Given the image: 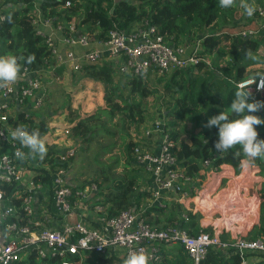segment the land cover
<instances>
[{"label": "trees", "instance_id": "obj_1", "mask_svg": "<svg viewBox=\"0 0 264 264\" xmlns=\"http://www.w3.org/2000/svg\"><path fill=\"white\" fill-rule=\"evenodd\" d=\"M256 1L259 4L258 0ZM247 2L251 4V0ZM4 5H9V9H3L5 21L0 23V55H15L26 59L28 55L35 54V62L31 65L26 64L25 60H19V63L41 72L55 66V60L44 40L34 34L31 17L35 10H38L43 18L51 19L53 24L62 27L60 37L68 36L69 25L73 24L76 31L87 33L92 43H95L105 40L113 25L128 31L134 25L147 20L166 41L192 46L199 41L196 57L202 61L191 65L186 71H173L164 81V91L169 97L164 102L165 108L172 104V108L166 111L170 121H165L164 129L174 143L172 152L181 172L191 180L195 178L201 163L206 159L211 160V167L216 169L223 164L240 166V161L245 157L242 153L240 156L233 155L239 146L229 152H217L213 145L218 140V129L202 127L210 116L228 111L237 90L236 83L264 75V30L254 38L243 39L236 35V32L252 28L256 16L254 12L251 17L246 16L243 21H237L236 17L241 9L240 0L228 9L220 8L219 0H0V9ZM245 50H250L256 59L247 57ZM97 74H101L104 84V108L79 117L68 107V122L71 123L69 131L76 145L77 155L86 153L93 143L95 146H103L106 142L108 143L104 146H124L127 159L120 165L123 177L112 179L108 174H103L101 178L94 180L96 195L99 194L107 206L106 218H112L124 209L138 210L142 204L141 199L150 198L149 191L139 192L141 170L134 167L131 157L134 143L130 130L137 129L144 121L142 101L153 92L147 88V77L123 75L121 80H113L104 68L95 64L84 65L80 70L70 73L74 81L82 78L92 79ZM252 98L264 102V90ZM254 114L264 118V110ZM116 115L119 123L115 120ZM230 118L236 117L230 115ZM47 121L36 111H32L26 118L19 112L15 119H10L9 125L13 129L19 126L29 132L38 131L43 138L49 129ZM184 121L195 123L194 127H198L199 132L193 134L186 131L185 127L180 128L179 122ZM257 131L259 138L264 139V126H258ZM185 135L187 138L182 140ZM112 139L116 142H110ZM9 149L7 144L0 142V154ZM50 153L47 151L46 155ZM29 157L33 163L39 160L38 156L32 157L30 153ZM260 160L256 159L253 165L258 164ZM68 163L65 164L67 168ZM114 168L115 160L107 166L108 170ZM258 172L251 167L235 169L224 166L222 169L224 176H240L238 181L246 184V194L252 195L254 200L259 179L257 185L252 183V179ZM262 175L264 177V171ZM243 176L246 179H243ZM35 180L48 182L45 175L40 178L39 174ZM246 180L249 181L245 182ZM82 186L84 185L79 187ZM259 194V221L256 230L247 234L249 239H264V180ZM239 200L245 203L243 196ZM184 203L185 201V206ZM250 211L255 213V207H246V212ZM173 223H179V220L171 222ZM191 233L195 234L197 231ZM220 242L227 244V247L218 245L210 248L199 264H240L235 247L225 243L223 237H220ZM171 246H174V252L162 251L157 264H192L179 244ZM70 260H81L80 264H113L115 261L113 257L97 256L90 251L71 256ZM60 263V258L40 259L33 254H25L15 264ZM259 264H264V255H260Z\"/></svg>", "mask_w": 264, "mask_h": 264}, {"label": "built area", "instance_id": "obj_2", "mask_svg": "<svg viewBox=\"0 0 264 264\" xmlns=\"http://www.w3.org/2000/svg\"><path fill=\"white\" fill-rule=\"evenodd\" d=\"M255 12L253 27L236 32V35L243 39L254 38L264 30V8L258 7ZM4 21L1 8L0 23ZM31 24L35 36L44 40L53 55L55 65H63L73 72L84 65L106 61L115 67L113 73L116 75L145 78L164 76L176 70L186 71L202 61L196 57L199 41L194 46L166 41L147 20L128 31L113 25L107 38L95 43L87 33L76 31L73 24L69 25V35L60 37L62 27L43 18L38 10L31 17ZM21 69V79L0 87V142L10 147L0 154V264H15L25 254L40 259L60 258V264H80L81 260L72 261L70 257L85 251L105 258H118L121 264L130 253L144 252L148 264H157L164 248L174 244L185 250L192 264H199L210 248L227 247L216 235L203 231L194 234L179 223L154 228L143 218L141 211L131 208L121 210L112 218L98 217L97 226L86 224L82 213L87 211L88 201L97 187L92 182L82 187L70 183L65 164L75 157L76 146L69 136V127L62 128L61 135L54 127L48 129L42 139L51 153L43 162L39 159L33 163L29 150L11 136L10 119H15L19 112L24 118L28 117L45 99L41 71L26 66ZM252 80L236 83L237 89L249 85L251 96L261 92L257 91L256 83L250 85ZM164 118L165 114L159 110L154 119L132 135L131 157L134 165L151 178L150 196L155 207H162L163 192L174 190L184 195L187 193L185 186L192 183L181 172L172 152L174 143L164 129ZM59 142L63 145L60 143L56 150L58 146L53 145ZM18 150L25 154L23 159L16 155ZM209 166L211 160H204L197 174ZM38 174L40 178L45 175L48 182L36 181ZM77 213L79 219L71 221ZM51 218L61 219V226L52 228L49 225ZM182 221H187V216H182ZM232 246L240 264H259L260 255H264V239L261 238H237Z\"/></svg>", "mask_w": 264, "mask_h": 264}, {"label": "crops", "instance_id": "obj_3", "mask_svg": "<svg viewBox=\"0 0 264 264\" xmlns=\"http://www.w3.org/2000/svg\"><path fill=\"white\" fill-rule=\"evenodd\" d=\"M58 46L60 48L62 47L59 43ZM75 51H79V50L76 49ZM104 64H109V63L103 61L102 63L96 65L102 67ZM62 66L61 65L59 66L55 65L53 67L50 66L41 72L43 76L44 73H46L45 76H48V73H50V76H52V79L56 83L62 81L67 82L66 85L68 86V88H62V90H60L61 92L64 91L65 102L60 104L59 106L60 108L59 107L53 108L54 112L53 110L52 112L55 113L56 111L55 113L56 116L50 117L53 118V120H50L48 122L49 128L54 127L60 130V132L57 133L58 135H61L62 128H68L71 126V123L68 122V118H69L67 111L68 107L72 111H77L80 115L79 117L92 114L94 111L104 107L102 84L94 83L88 78H82L74 81L71 79V75H70V72L72 71H70L69 68L65 66L61 68ZM44 83L45 86H47L48 82L46 80L44 82L43 80L42 83L43 90L45 92L46 88L44 86ZM77 87L80 88V90L78 91V93L74 94L72 92V89ZM91 87H93L94 90H92ZM61 92L53 91L50 94L51 100L55 103H58L59 99L61 101L63 97ZM81 97L85 98L86 100L85 101L80 100ZM92 97L94 100L93 104L89 102V99H91ZM84 113H88V114L84 115ZM69 136L72 139L70 134ZM60 143L61 142H59L56 145H53V146H58L56 150H58L59 146H61ZM241 161H240V165H241ZM224 166H229L235 169L243 168L242 166L233 167L227 164L221 165L218 169L209 166L205 168L203 171H201L199 174H196L194 178L195 186L193 184L194 179L192 180L191 185L185 186L184 192L185 190H187L186 194L184 195L183 193L177 194V192H175L174 190H168L166 192H163L160 198L162 207H155L151 202V196L150 198L149 197L143 198L141 199L142 204L140 205L138 211H141L144 214L143 218L154 228H164L167 225H172L171 222L173 221L176 222L177 220H179V224L183 223V225L190 228V231H203L210 235H216L219 238V240L220 237H223L225 243L228 244H233V242L237 238L249 239L247 237V234L248 233L252 234L256 230L257 223L259 221V211L258 213L256 211L255 213L253 211L246 212V207L253 206L250 205V203L254 201V199L251 198L252 195L246 194V184H242L238 181L239 179H241L240 176L237 178H230L229 176H224L222 174V169ZM134 167L140 169L135 165ZM249 167H251L252 169H257V171H259V187L257 190L258 197L257 196L255 197V200L257 199L255 206L257 208L258 205V210H259V203H260L259 191L261 188V183L264 180V177L262 175V172H260V167L258 164H255L254 167L252 166ZM140 170H141L140 172H141L142 180H141V185L139 187V192L149 191L150 194L153 187L151 178L142 169ZM261 175H262V179H260ZM200 177H202L201 180H199ZM225 180L226 182H228V186H229L228 190L220 189L221 183ZM83 185L84 186L87 185V182ZM96 192L94 193L95 195L92 194L91 198L88 201L87 211H83L82 213L83 217L85 216L84 217L85 223L90 224L92 226H97L96 219L101 216L106 217V213H107L106 211L107 206L104 205L102 198L99 196V194L96 195ZM179 194L183 196L181 199L178 198ZM223 194L228 195V197L226 199H223L225 197ZM242 196L244 198L245 203H241V201L239 200V198H241ZM183 200L185 201L184 203L185 206L183 205L184 202ZM203 201L204 204L202 205H204V209H206V211L202 210L200 206V204L203 203ZM178 205L180 207H178ZM228 208H231L232 211L228 210ZM131 209L136 210V208H131ZM194 212H195V217H194ZM182 213H185V216H187V221H182V215H183ZM248 214L252 215L251 220L247 223H244V221L240 222V219H242ZM78 219H79V214L73 217L71 221L73 220L76 221ZM238 220L240 223L238 222ZM61 224H62L61 219H53V218H51V221L49 223V225L52 228H58L61 226ZM235 224L238 225L235 226ZM202 225H205L203 226L204 228H201ZM234 227L236 228L235 230L233 229ZM173 250H174V246H168L164 248L163 251L171 252Z\"/></svg>", "mask_w": 264, "mask_h": 264}, {"label": "clouds", "instance_id": "obj_4", "mask_svg": "<svg viewBox=\"0 0 264 264\" xmlns=\"http://www.w3.org/2000/svg\"><path fill=\"white\" fill-rule=\"evenodd\" d=\"M237 0H219V7L228 9L236 5ZM241 8L245 14L251 17L255 12L253 4L247 0H240ZM245 55L250 59H256L250 50H245ZM35 54H30L25 59L15 55H0V87H6L9 84H15L21 79V64L19 60H25V63L31 65L35 62ZM256 83L257 91L264 90V75L254 78L250 85ZM264 110V102L252 98L249 91V85L240 86L234 92L228 111H221L217 115L210 116L202 125L205 128L215 127L218 129V140L214 142V149L217 152L234 151V156L245 157L241 161L242 167L251 166L256 159H264V139L259 138L258 126H264V118L255 115ZM231 116L236 118L232 119ZM14 140L19 141L20 145L29 149L32 157H39L43 160L47 154V147L38 131L29 132L23 127H15L11 131ZM16 155L23 159L25 154L17 151ZM124 264H148V256L144 252H132L124 260Z\"/></svg>", "mask_w": 264, "mask_h": 264}, {"label": "rangeland", "instance_id": "obj_5", "mask_svg": "<svg viewBox=\"0 0 264 264\" xmlns=\"http://www.w3.org/2000/svg\"><path fill=\"white\" fill-rule=\"evenodd\" d=\"M131 2H133V0H130ZM259 4L257 3L256 0H251V4L254 5L255 8L257 7H264V0H258ZM2 8L7 11L9 9V5H4L2 6ZM247 15L244 12V9L241 8L239 10V13L236 17L237 21L240 20H244V18ZM242 20V21H243ZM101 68H104L106 70V72H108L110 78H112L113 80H121L123 76H119L113 73L114 71V66L111 64H104ZM71 73V72H70ZM46 73H44L41 75V82L43 83V80L45 82V80L48 82L47 86H44L46 88L45 92V99L44 102L42 103L41 107L36 111V113L43 119L48 120L47 122H49L50 120H53V116H56L53 110V108L55 107H59L60 104L64 103L65 99H64V91L61 92L60 90H62V88H68V86L66 85L67 82L62 81L59 83H56L53 79L52 76H50V73H48V76H45ZM170 74L164 75V76H148L146 78V84H147V88L151 93L150 96H147L143 101H142V105H143V113H144V121L139 125V127L137 129H132L130 130V137L132 138V135L136 132H139L146 123L150 122V120L154 119L158 113V111H161V114H165V118L164 121L169 122L170 121V117L167 116V109H171L172 104L166 109L165 108V103L169 97L168 95L165 93V89H164V81L165 79L169 76ZM124 78V77H123ZM90 79L92 82L97 83V84H102V88H103V82L101 79V74H97L95 76V78H88ZM66 85V86H65ZM43 87V84H42ZM92 90L93 87H91ZM80 90V88H73L72 92L74 94L78 93V91ZM55 91V92H61L63 97L62 100L58 103H55L51 100L50 94ZM48 97V98H47ZM80 100L85 101V98H80ZM88 101V100H87ZM89 102L93 104L94 100L93 97L91 99H89ZM57 104V105H56ZM103 106H104V102H103ZM60 108V107H59ZM104 108V107H103ZM53 110V112H52ZM58 110V109H57ZM78 115L79 113L77 111H75ZM97 112L94 111L93 113ZM88 114V113H84ZM80 116V115H79ZM115 120L117 121V123H119L120 121L118 120V115L115 116ZM195 123L193 122H188V121H184V122H179V127L180 128H184L186 131L192 132L193 134H197L199 132V128L198 127H194ZM188 136V135H187ZM187 137L186 135L183 136L181 139L185 140ZM107 141V140H105ZM73 142V141H72ZM110 142H116L115 139L110 140ZM103 143V142H102ZM100 143V144H102ZM108 143V142H106ZM106 143H103V146H95L93 143L90 147V149L83 154H76L75 157L69 161L68 163V171H69V178H70V183L76 186H80L82 184H85L86 182H94V180L96 178H101L103 174H108L112 179H119L122 178L124 173L122 171V168L120 167V165L125 163L126 158V151L124 149V146H104L106 145ZM118 143V142H117ZM75 145V144H74ZM127 156H129L127 154ZM130 158V156H129ZM245 159V158H244ZM116 161V168L112 169V170H108L107 166L113 161ZM259 167H260V172L264 171V159H261L258 163ZM241 166V165H240ZM252 167H254L253 165H251ZM102 170V173H100V171ZM244 177V176H243ZM262 179V175L260 176ZM243 179H246L245 177ZM258 179H259V172L258 174L254 175V178L252 179V183H254L255 185H257L258 183ZM99 181V180H98ZM249 180H246L245 182H248ZM195 179L193 180V184L195 186ZM97 183V182H96ZM230 184V183H229ZM245 184V183H244ZM228 182L223 181L220 185V189H225L228 190ZM189 190V188H188ZM189 195V194H188ZM193 195V194H191ZM225 197L223 199H226L228 197V195L223 194ZM183 196L181 194H179L178 198H182ZM188 197V196H187ZM218 199V198H217ZM200 201V200H199ZM205 201V200H204ZM204 201L203 203L200 204L201 209L206 211V209H204ZM256 200L252 201L251 203H254ZM228 210L232 211L231 208H228ZM255 211L258 213V205L257 208L255 206ZM182 216H185V213H182ZM251 214L246 215L245 217H243L242 219H240L241 221H244V223H247L251 220ZM239 222V220H238ZM239 222V223H240ZM238 224H235V226H237ZM202 225L201 228H204ZM207 228V227H206ZM234 230L236 229L235 227L233 228ZM113 264H121L120 260H115Z\"/></svg>", "mask_w": 264, "mask_h": 264}, {"label": "bare ground", "instance_id": "obj_6", "mask_svg": "<svg viewBox=\"0 0 264 264\" xmlns=\"http://www.w3.org/2000/svg\"><path fill=\"white\" fill-rule=\"evenodd\" d=\"M183 201H184V200H183ZM256 202H257V199H256V201H255L254 203H250V205L255 206V205H256Z\"/></svg>", "mask_w": 264, "mask_h": 264}]
</instances>
